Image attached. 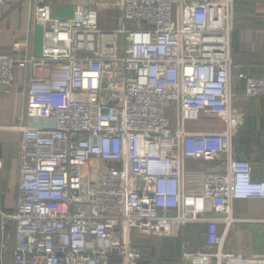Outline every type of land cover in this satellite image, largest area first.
<instances>
[{"label": "built area", "instance_id": "built-area-1", "mask_svg": "<svg viewBox=\"0 0 264 264\" xmlns=\"http://www.w3.org/2000/svg\"><path fill=\"white\" fill-rule=\"evenodd\" d=\"M51 1L0 0V14L27 4L42 29L40 56L0 54L2 88L15 69L28 74L8 128L21 135L15 211H0L3 232L13 222L12 264H140L138 238L180 240L178 264H264V254L226 248L233 203L264 199L236 153L244 114L231 81L234 0H55L73 8L70 18L52 17ZM107 8L116 21L103 30ZM238 79L246 98H264V78ZM208 120L223 131L188 127ZM188 161L215 166L193 195Z\"/></svg>", "mask_w": 264, "mask_h": 264}, {"label": "crops", "instance_id": "crops-1", "mask_svg": "<svg viewBox=\"0 0 264 264\" xmlns=\"http://www.w3.org/2000/svg\"><path fill=\"white\" fill-rule=\"evenodd\" d=\"M72 11L71 6H61L55 0L51 1L52 17L70 18ZM105 11L112 20V28L117 12L111 8ZM23 42L27 44L26 51L12 48L14 44ZM41 44L42 29L32 27L29 6L25 3L6 5L0 14V54L22 59L30 52L38 57ZM230 52L233 103L244 114L236 153L251 164V180L264 183V98H246L244 84L238 79L241 72L249 77L264 78V0H234L231 8ZM27 75L25 70L17 68L15 83L8 89L0 86V161L3 164L0 169V211L7 215L14 214L18 195L21 140L18 132L8 128L16 122L24 108ZM208 121L213 124L207 125L205 121L193 124L190 129L223 131L220 122ZM199 164L198 161L185 164V186L192 195L200 192L203 173L215 169L210 163ZM233 219L234 223L226 238V248L245 254H264V199L235 201ZM194 231L188 230V237L196 240ZM2 242L6 245L1 254L2 264H12L13 222H6L3 232L0 219V244Z\"/></svg>", "mask_w": 264, "mask_h": 264}, {"label": "rangeland", "instance_id": "rangeland-1", "mask_svg": "<svg viewBox=\"0 0 264 264\" xmlns=\"http://www.w3.org/2000/svg\"><path fill=\"white\" fill-rule=\"evenodd\" d=\"M111 25H112V20L109 17V13H107L105 11V9L101 10L99 12V17H98V28L106 30V29L110 28ZM175 115H176L175 107L172 103L171 107L169 108V110L167 112V118L172 125H174L175 121H176ZM206 124L212 125L213 122L207 121ZM192 126H194V125L188 124L189 128H191ZM203 126H204V124H203ZM200 163L202 164V162H200ZM201 164H199V165H201ZM193 229H195L194 234L197 235V230H196L195 225L189 224L188 230H190L192 232ZM189 239L194 246H197V242L194 238L193 239L189 238ZM158 241H159V244H157V240H153L152 238H138L137 240H135L134 244L137 247H139V249L141 250V253H142V264H178L177 260L174 261V260H170L167 258H160V248H159L160 246L159 245H161L160 241H162V240L159 239Z\"/></svg>", "mask_w": 264, "mask_h": 264}, {"label": "trees", "instance_id": "trees-1", "mask_svg": "<svg viewBox=\"0 0 264 264\" xmlns=\"http://www.w3.org/2000/svg\"><path fill=\"white\" fill-rule=\"evenodd\" d=\"M152 239L157 240V244H159V241H158L159 239L162 240L160 241L161 245H159L160 246L159 247L160 248V258H167L170 260L178 261L179 256H180V240L178 239L166 240V239H161V238H152ZM140 264H142V262H140Z\"/></svg>", "mask_w": 264, "mask_h": 264}]
</instances>
